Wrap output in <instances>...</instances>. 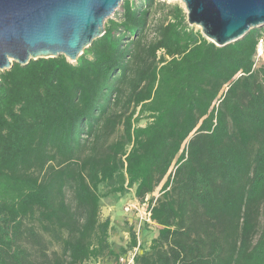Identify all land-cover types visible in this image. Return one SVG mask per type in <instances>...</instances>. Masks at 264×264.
<instances>
[{
  "label": "trees",
  "instance_id": "1",
  "mask_svg": "<svg viewBox=\"0 0 264 264\" xmlns=\"http://www.w3.org/2000/svg\"><path fill=\"white\" fill-rule=\"evenodd\" d=\"M157 9L126 0L76 64L0 73V264L117 261L137 238L115 250L102 201L160 186L134 264H264V28L218 47Z\"/></svg>",
  "mask_w": 264,
  "mask_h": 264
},
{
  "label": "water",
  "instance_id": "2",
  "mask_svg": "<svg viewBox=\"0 0 264 264\" xmlns=\"http://www.w3.org/2000/svg\"><path fill=\"white\" fill-rule=\"evenodd\" d=\"M189 26L218 47L264 28V0H181ZM125 0H0V73L64 56L76 64Z\"/></svg>",
  "mask_w": 264,
  "mask_h": 264
},
{
  "label": "rangeland",
  "instance_id": "3",
  "mask_svg": "<svg viewBox=\"0 0 264 264\" xmlns=\"http://www.w3.org/2000/svg\"><path fill=\"white\" fill-rule=\"evenodd\" d=\"M126 1V0H125ZM135 3H138L140 0H129ZM157 5V12L153 16L151 20L152 23H156L162 19V10H160V5L166 3L168 5H179L183 10H185V6L181 0H154ZM123 9L117 11V13L112 16L110 19H118L117 15L122 14ZM196 30L201 31L199 27L193 26ZM153 38V33H150L148 39L151 40ZM146 122H143L142 125H145ZM161 186L157 189L156 194H158V190H160ZM136 198L134 197V192H129L124 197L113 196L102 201V214L101 217L103 220L110 219L112 223L111 230V242L114 245L116 251L120 250L121 247H127V244L130 242L131 238V230L140 223V218H138V213L126 212L125 208L129 204H134L136 202ZM138 201V200H137ZM157 236V227L149 226L142 224L140 240H141V249L139 254L143 251L144 248H147L152 241ZM119 252V251H118ZM107 264H116V261L111 258L109 259Z\"/></svg>",
  "mask_w": 264,
  "mask_h": 264
},
{
  "label": "built area",
  "instance_id": "4",
  "mask_svg": "<svg viewBox=\"0 0 264 264\" xmlns=\"http://www.w3.org/2000/svg\"><path fill=\"white\" fill-rule=\"evenodd\" d=\"M264 62V40H259L257 46V56H256V66L260 65ZM161 189V188H160ZM160 190H158V194L156 192L152 196H148L144 202L137 201L134 204H129L126 206V212L131 213H138V218H140V223L137 225L136 228L133 229V232L137 238V246L128 249L127 252L118 257L116 264H134L135 257L139 254L141 249V240H140V233L142 224L149 225V226H156L155 223L151 220V211H150V201L152 197L155 199L158 198ZM88 264H107L102 260H93Z\"/></svg>",
  "mask_w": 264,
  "mask_h": 264
}]
</instances>
